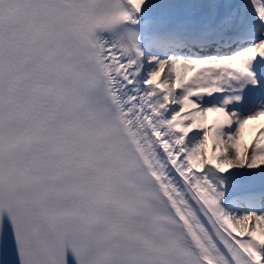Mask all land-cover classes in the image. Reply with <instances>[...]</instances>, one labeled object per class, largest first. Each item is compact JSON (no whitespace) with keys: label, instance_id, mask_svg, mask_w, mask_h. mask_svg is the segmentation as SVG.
I'll return each mask as SVG.
<instances>
[{"label":"snow or ice","instance_id":"snow-or-ice-1","mask_svg":"<svg viewBox=\"0 0 264 264\" xmlns=\"http://www.w3.org/2000/svg\"><path fill=\"white\" fill-rule=\"evenodd\" d=\"M0 264H264V0H0Z\"/></svg>","mask_w":264,"mask_h":264},{"label":"bare ground","instance_id":"bare-ground-1","mask_svg":"<svg viewBox=\"0 0 264 264\" xmlns=\"http://www.w3.org/2000/svg\"><path fill=\"white\" fill-rule=\"evenodd\" d=\"M245 129H246V127H245ZM253 134H254V129L251 127V129L248 131V134L244 133V135L242 136V138H241L242 139V144L244 142H247V141L251 140Z\"/></svg>","mask_w":264,"mask_h":264},{"label":"rangeland","instance_id":"rangeland-1","mask_svg":"<svg viewBox=\"0 0 264 264\" xmlns=\"http://www.w3.org/2000/svg\"><path fill=\"white\" fill-rule=\"evenodd\" d=\"M214 117V114H210L207 119V124L211 125V123L214 121ZM245 134H248V132H246Z\"/></svg>","mask_w":264,"mask_h":264}]
</instances>
